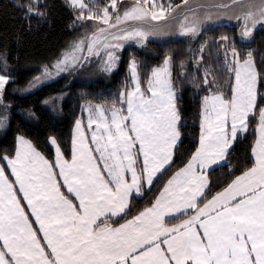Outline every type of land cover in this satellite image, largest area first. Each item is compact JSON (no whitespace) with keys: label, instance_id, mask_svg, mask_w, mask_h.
Listing matches in <instances>:
<instances>
[{"label":"snow or ice","instance_id":"snow-or-ice-1","mask_svg":"<svg viewBox=\"0 0 264 264\" xmlns=\"http://www.w3.org/2000/svg\"><path fill=\"white\" fill-rule=\"evenodd\" d=\"M65 4L76 35L13 92L38 89L94 61L110 76L126 45L149 50L155 40L178 37L187 42L188 55L177 57L170 48L149 68L131 52L126 75L110 98L94 102L82 94L70 159L54 135L48 137L54 160L20 132L11 148L0 150V264H264V48L251 47L256 32L264 31V0ZM14 6L28 32L33 16L39 23L48 15L44 0H14ZM222 20L234 22L239 45L223 31L219 37L206 35L224 29ZM14 39L19 44L22 33ZM13 67L5 44L0 130L9 126L12 103L6 95L7 86L16 84ZM185 84L202 93L200 131L194 151L177 163ZM63 95L42 103L55 111ZM25 111L39 119L32 108ZM250 132L249 163L235 175L231 157ZM214 166L227 168L229 176L215 191ZM139 200L148 202L137 208Z\"/></svg>","mask_w":264,"mask_h":264},{"label":"trees","instance_id":"trees-1","mask_svg":"<svg viewBox=\"0 0 264 264\" xmlns=\"http://www.w3.org/2000/svg\"><path fill=\"white\" fill-rule=\"evenodd\" d=\"M20 2L26 3L27 0H20ZM172 2L180 3L181 0H172ZM44 4L47 5V18L38 23L37 18L33 16L32 31L28 32L21 11L14 6V0H0V48L7 44L9 60L14 66L13 74L16 79L15 85L7 86L6 101H11L12 107L9 112L8 128L0 130V150L11 148L15 135L20 132L31 139L37 149L43 152L47 158L53 160V149L48 137L56 136L66 158L70 156L74 119L81 115L80 105L84 102L82 94H86V99H93L94 102H98L101 98H110L126 75L129 53L135 52L149 68L159 64L163 53L170 48L174 50L177 57H186L188 53L186 52L187 42L184 38L178 37L165 42H151L149 50L127 46L121 53L122 59L119 68L110 76L100 75L94 79L92 77L82 78V71H80L71 76L63 74L60 78L30 92H13V87L24 88L27 81L37 73L38 65L53 59L76 35V32L69 27L74 15L65 4V0H44ZM17 31L22 33L19 44L14 39V34ZM222 31L234 37L237 44H240L235 26L226 25L224 29L214 28L209 30L206 35L219 37ZM204 35L202 34L201 38ZM201 38H198L193 47H198V41ZM251 47L264 48V31L256 32L255 42L251 44ZM205 55L207 58V53ZM17 56H19V61L16 60ZM220 59L223 60L222 54ZM212 63L215 67L214 56ZM178 67L179 60L176 63V68L178 69ZM187 67L189 72L194 71L195 66L191 60L187 61ZM174 75H179L178 71L174 72ZM225 91H228L227 86H225ZM61 93L64 95L62 99L58 100L57 110L54 111L51 106L42 103L45 98L60 96ZM180 94L182 96L180 101L182 143L179 145V152L174 157L177 163L194 151L198 144L200 129L197 113L199 96L202 93H197L191 84H185ZM28 108H32L37 113L38 120L27 116L25 110ZM251 142L252 134L250 132L247 140H242L236 145V152L231 157L235 166V175H239L244 166L249 163ZM227 172V168L215 167V171L210 176L213 191L219 190L229 181ZM159 186V184L156 185L157 188ZM153 191L155 192V188ZM147 202L148 200H139L136 202V207L143 208Z\"/></svg>","mask_w":264,"mask_h":264},{"label":"rangeland","instance_id":"rangeland-1","mask_svg":"<svg viewBox=\"0 0 264 264\" xmlns=\"http://www.w3.org/2000/svg\"><path fill=\"white\" fill-rule=\"evenodd\" d=\"M123 2L125 4H131L134 2V0H123ZM164 2L167 3L168 0H164ZM196 2L200 3V1H197V0H189L190 4L196 3ZM213 2H220V0H203V3H206V4L207 3L211 4ZM88 23H92V22L89 21ZM221 23H223L225 25L234 26V22H229L227 20H222ZM237 36H238V40L240 41V37H239L238 33H237ZM175 38H177V37H164V38H161L159 40H155L153 42H165V41L173 40ZM132 46H135V45H132ZM125 47H127V45ZM81 71H82V73H81L82 78L92 77L94 79V78H98L100 75H107V74L97 70V68L95 67V61L93 62L92 66H89L88 68L83 69Z\"/></svg>","mask_w":264,"mask_h":264},{"label":"crops","instance_id":"crops-1","mask_svg":"<svg viewBox=\"0 0 264 264\" xmlns=\"http://www.w3.org/2000/svg\"><path fill=\"white\" fill-rule=\"evenodd\" d=\"M197 1H200V3H203V0H197ZM196 3H198V2H196ZM192 4H194V3H192ZM206 4V3H205ZM207 4H209V3H207ZM84 118H85V122H86V118H87V114L85 113L84 114ZM51 147H52V149H53V160L55 159V149H54V147L51 145ZM71 158V152H70V156L68 157V159H70ZM215 167V166H214ZM12 179H14V178H12ZM61 183H62V181H61ZM65 191H66V189H65ZM20 196H21V198H22V194H20ZM24 205H25V207L27 208V206H26V202H24ZM28 213H29V216H30V219L32 220V222H33V226L35 227V228H39V225L38 224H35V218L34 217H31V214H30V210H28Z\"/></svg>","mask_w":264,"mask_h":264}]
</instances>
